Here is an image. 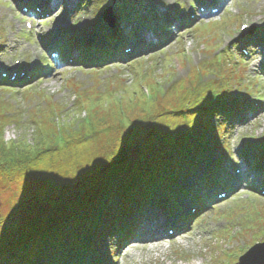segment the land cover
Listing matches in <instances>:
<instances>
[{"label":"rangeland","instance_id":"1","mask_svg":"<svg viewBox=\"0 0 264 264\" xmlns=\"http://www.w3.org/2000/svg\"><path fill=\"white\" fill-rule=\"evenodd\" d=\"M15 1L17 0H0V37L2 38L5 36L3 39H5L6 43L5 46L0 47V66L2 64H11V67H13L16 64L14 61L17 59H23L27 61L34 60L31 55L33 54V51L36 53V55L41 53V48L37 40V36L40 32H44L49 28H52L53 25L56 23L58 24L59 22L64 23V25H67L68 23L69 25L74 24V11L76 10V3H74V0H66L68 1V4H60L58 7H62L61 11H58L57 14L50 19L51 21L41 25L40 27H38L39 25H33L32 31L28 32L26 31L24 24L26 21H30L29 16H26L22 13L20 10V5H16ZM50 1L51 0H46L44 3H41L40 1L38 2L49 9L51 4ZM178 1H180L182 8L180 10L184 11V14H186L188 17L189 15L187 13V7L190 3H192V1ZM168 2H170V0H168ZM89 5L87 6L86 2H84L82 4L83 9H81L78 14L92 16L94 10H91L92 6ZM162 5L165 4L163 3ZM232 7L241 10L240 14L238 15H241L239 20L242 21L240 24L246 21L264 22V0H232L229 1L227 8H225L218 17H214L209 20H202L194 26H191L190 23H188V19H186V22L181 24V28L179 30L183 28L185 29L180 31L176 36H174V34L171 35L170 39L166 38L164 43L165 45L161 47L160 52L155 53V55L150 58H147V56H142L137 59L140 61H125V63H117L109 66L102 64L99 71L92 69L87 71L91 66L99 67L100 65L94 60L91 63H87L85 65L86 68H77L70 65L69 62L71 59H69V62L68 59H65L67 64H62V67L60 68H56L54 65L55 68L52 69L49 65V53L46 55L49 62L45 61L44 57H41L40 61H44L41 65L42 68L40 66L33 68V70L41 68V75L37 74V78L35 79L33 74H31V78L26 81V84H22V86H26L23 87L24 89H15L0 85V120L6 118L12 119V117H20V120L25 121L23 125L27 126L20 128V126H18V124L21 123L19 120H11V125L9 127H4L2 130L4 134V142L12 143L21 141L23 139H31L32 135L36 136L35 131L38 130V127H40L42 123H45L42 126H47L50 128V125L48 124L50 121H54V119L52 118L50 121L46 120L50 118L48 114L53 115V113L58 112V115H61V120L55 118V123L52 126L53 128L51 127L52 129L49 130H56L58 134L57 138L54 137L55 140L52 141L51 147L47 148L52 150L50 153L55 152L52 160H56L57 165H67L69 162H71V159L79 161L81 160L84 166H91L94 162L92 159L96 157V155L101 156V151L104 148V144L110 146L109 142H116L115 145L113 144V147L118 148L119 142L123 140V135H125V132L121 131L124 128L125 122H132L133 117L136 115H145L147 113L145 111L149 110L156 101L160 100L151 108L153 110L159 111L162 108L161 106H165L162 100L170 93L172 89L176 90V87L180 86L181 90H179V96H183L181 100H173V102L177 104L175 105L176 107L172 108L173 110L175 109V111H179V108H182L180 104L183 101L188 102L189 107L190 104L198 102L197 100L201 101L202 97H205L211 93H215L217 91L216 88L218 87L217 84L213 82L210 84H213L214 86L206 85L202 88L199 86L200 89L198 88L196 90L193 88L196 86L197 81L199 79L202 80L203 78L201 75L197 74V68L200 66V63L209 60L207 56L210 54V49L212 50L211 47H214L213 56L215 57L218 55L215 54V52H221L223 49L222 45H210V43H207V40L209 41V38H214V35H216V37H220L221 39V35L227 30V32H233L240 25H238V23V26L236 23L231 24L232 18L229 16V9ZM56 10L57 8L55 11ZM47 17L49 16L43 15L39 17V19H44V21L39 20V23L37 24H43V22L48 21L49 19H47ZM208 21L214 23H207ZM69 25H67V27H69ZM197 26L201 27L196 30L195 34L194 28ZM226 26L228 29L224 30ZM173 28L175 30L173 33H176V27L174 26ZM66 31L67 28L64 29V32ZM9 40H14L16 42L15 44H9ZM10 47L14 48L11 50ZM220 59H222V57L219 58V60ZM22 64H24V62ZM197 65L199 66L196 67ZM245 66L250 69V73L247 77L243 74V71L238 72L237 68H233L232 74L236 76L235 83L239 87L237 88L238 91H247L248 94L254 97L247 98L246 96H242L240 97L241 101L238 102L241 103L242 106L249 108V110H256L257 118L255 117L256 119L253 122L251 121L252 123L250 122L249 124L234 126L231 127V129L224 131V134H226L228 137L227 140L223 141V143H227L231 151L230 154L225 157L226 163L224 164L227 165L230 175H234V172L230 170V164L227 160L230 162L232 160H236L238 163L240 162L239 165L241 168H243V170L245 168L244 163L239 160V156L242 151L240 146L242 145L244 138L248 136L259 137L264 135V98H262L264 94L262 96L260 95L262 92V87H264V84H262L264 83V77L256 75V72L252 69L253 65H250V62L249 64L246 62ZM237 67H239V65ZM48 70H50V72H48ZM200 70L204 72L202 73L203 75L208 73L217 74L218 70L220 73L222 72L219 68H217L213 61L204 62L201 65ZM95 71H98V73ZM147 71L151 72L155 76V80L149 79L148 74L145 73ZM113 72H117V74H113ZM46 74H48V76L44 77ZM145 74L146 78H142ZM70 76L75 78L66 85V79ZM198 76L201 77L198 78ZM210 76L211 77H207L206 80L215 78L212 75ZM39 77L42 79L38 80ZM249 77H252L250 82L251 85H249ZM147 81H149L150 84H147ZM258 81H261L262 83ZM255 83H257L256 90L253 94L249 90ZM199 84L200 83H198L197 86ZM5 88H11L13 90L5 91ZM123 88H129L132 90L130 91L132 94H130V97L128 98V102L131 103H129L128 110L126 109L128 102H126V97L122 91ZM29 90H31L32 93H29ZM195 96H197L196 102L190 101V98ZM94 100L99 104L95 105V103L92 102ZM224 103H229V101L225 100ZM256 103L260 104L258 109L254 107ZM107 106L112 108L108 110V117H106L112 123V126H110L109 129H106V127L103 126V123L98 121V119L105 118L102 117L105 115L100 114L99 112L104 111ZM132 106H137L138 110L133 112L134 109ZM228 108L229 107L227 106L221 107V109H219V114H221L220 111H224ZM179 113H181V111ZM215 114L216 112L214 111L213 117ZM188 116L186 117V115H183L184 118H188ZM106 118L104 119V122H108ZM136 120L137 118L134 121ZM215 121L219 122L220 120L216 119ZM215 121L213 119L212 123L214 126H212L215 128V130H217ZM34 122H36V124ZM57 124L60 125V128H64L61 129V134L59 133L58 126H55ZM197 128L200 131L201 126ZM207 128L208 134L206 135V138L210 143H197L196 141H193L187 157L197 159L195 157H199L200 154L206 151L205 148L212 144L214 141V132L209 127ZM101 129L106 130L102 132ZM100 132L102 133L100 134ZM76 135L78 139H70L71 136ZM249 144L254 145L251 143ZM59 145L65 146L64 150H55L59 148ZM108 148L111 150L110 147ZM85 173H89L88 169L85 171ZM170 174L175 177H179L183 173L177 174V169H173L170 171ZM168 178L171 179L172 176ZM245 179L249 182L252 181L250 176ZM59 182V178H56L55 176L43 177L34 175L26 179H16L14 177L0 175L1 248L3 246V240H5L3 234L7 232L9 226L11 227L14 224V221L17 220L19 215L24 217L30 210V208L21 202L24 200L30 201L31 198H36L37 196L41 197L44 194L47 196L56 197L59 195V192L63 187V183ZM65 184L68 183L66 182ZM192 184V180L184 183L186 187ZM244 193L250 192L245 191L243 188L242 191L237 193L236 198H243ZM252 198H254L253 195H251L248 201H251ZM230 200L234 199H232V197L226 201L216 199L215 201H219V205H216L215 208L210 205L209 209H205L201 216L194 217V219L197 218L196 220L199 221L197 224L191 226V228H193V233H185L184 235L176 237L182 234L180 232L171 238L169 243L156 241L153 244L147 246V244L143 242L151 239V236L147 235L146 237L143 236L142 239L138 241V243L129 245L128 247L124 246L117 254L111 255L110 253H112V251L108 249L109 247L107 248V243H109V245L113 244V241L110 240V237H97L96 239L90 237V241L93 242V245H91L92 247H94L96 242L101 243L107 240L109 241L104 243L102 248L101 246L99 247L100 250L98 253H96L97 257L95 258L98 260H103L105 258L106 251L109 252L107 264H213L211 263L212 256L208 253L209 249L216 247L217 249L214 251H217L218 249L220 251L221 246L222 249H224L226 245H230V248H228L227 251L231 249L232 253L229 254L226 251L228 260H224V262L215 260L214 262L215 264H238L237 262L239 260V253L244 254V252L248 251L250 247L253 248L255 244L264 242V239L260 240V238L264 237V222L259 223V225L256 226L254 230L249 232V234H242L245 230V227L240 231V228L244 224L241 217H243L246 212L238 213V210H242L244 207L243 204H240L237 206L236 210L238 215H235V217L237 218L234 217V222H232V224H234V230L232 231L231 228H226L222 230V232L218 233L216 237L214 232L219 228L217 226V220L220 219V214H224V212L227 210L235 207L229 203ZM249 203L251 206L259 208L260 211L261 209L264 211V203L262 201L259 202L257 199V205H254L251 202ZM25 208L28 209L25 211ZM22 209L24 212H22ZM262 215H264V213H262ZM226 217L228 218V216H224V218ZM259 218L262 217L260 216ZM258 221H260V219ZM238 223L240 225L239 229L236 225ZM253 223L258 224L257 220ZM95 233L96 230L93 234L91 233V235L94 236ZM240 234L242 235L240 236ZM252 234L253 236H251ZM96 235L103 234L100 231L99 233H96ZM255 235L258 237V239L255 238ZM75 238L76 237L73 235V239ZM71 239V237H66V243L62 248H64L65 245L70 244L72 242ZM232 239L235 240L232 241ZM8 245L11 248L18 247V244L15 243ZM107 249L109 251H107ZM260 250H264V248L258 249L257 251ZM91 256L88 254L86 261H89L90 264H95L96 262L91 260ZM36 257L37 256H34L35 260L33 261V264H37V262L42 261V258ZM216 257L219 256H215L214 259Z\"/></svg>","mask_w":264,"mask_h":264},{"label":"trees","instance_id":"2","mask_svg":"<svg viewBox=\"0 0 264 264\" xmlns=\"http://www.w3.org/2000/svg\"><path fill=\"white\" fill-rule=\"evenodd\" d=\"M199 71L198 69L197 74H200ZM217 72L220 74L219 70ZM145 73L149 79L155 80L151 72ZM145 76L146 74L142 78H146ZM147 84L150 82L147 81ZM179 90L180 86L165 96L162 100L165 106H161L163 110L151 109L159 100L145 111V115H136L132 122H123L124 128L119 130L125 132V135L118 148L113 147L116 142H109L110 146L104 144L101 156L95 154L91 166H84L81 160L71 159L67 165H57L56 160H52L55 152L50 153L52 150L47 148L51 147L54 137L57 138L58 134L56 130H49L53 128L55 118H61L58 112L48 114L50 118L46 120L54 119L48 124L50 128L42 126L45 124L42 123L35 131L36 136L32 135L29 140L12 143L4 142L3 128L9 127L13 119L21 122L18 124L20 128L27 127L23 125L25 121L20 120V117L0 120V175L16 179H26L34 175L55 176L59 178V183H63L56 197L44 194L41 197H33L30 201L22 200L21 203L30 208V213L28 211L24 217L19 215L3 234L5 240L2 248L0 247V264H33L34 256L42 258L37 264H66L71 253L68 248L74 247L76 255L80 245H85L90 237H104L108 232L125 227V218L138 211L141 206L137 205H141L153 194V185L169 183L168 173L173 169H177L178 173L179 169L185 166L183 160H190L186 152L193 141L208 143L207 127L215 129L212 123L214 111L203 108L207 103L204 99L196 102L197 96L191 97L190 101L196 103L188 107V102L183 101L179 111L172 109L177 105L173 100L183 98L179 96ZM122 91L128 102L132 90L123 88ZM92 102L99 104L95 100ZM200 105L201 108L198 107ZM132 108L133 112L138 110L137 106ZM109 109L112 108L107 106L99 113L106 118ZM183 115L191 116L184 118ZM105 118L98 121L109 129L112 123L107 118L108 122H104ZM55 126H58L61 134V129L64 128H60L58 124ZM197 126H201L200 131ZM106 129L101 130L104 132ZM70 139L76 140L78 137L71 136ZM64 147L59 145L55 150H64ZM87 169L89 173H85ZM66 182L68 184H65ZM28 208H25V211ZM103 224L108 232L103 228ZM102 228L104 234L96 235ZM95 230L96 233L92 236L91 233ZM66 237H71L72 242L62 248ZM14 243L18 244V247H9L8 244ZM208 253L213 255L212 258L219 256V252L214 249H209Z\"/></svg>","mask_w":264,"mask_h":264},{"label":"bare ground","instance_id":"3","mask_svg":"<svg viewBox=\"0 0 264 264\" xmlns=\"http://www.w3.org/2000/svg\"><path fill=\"white\" fill-rule=\"evenodd\" d=\"M59 2H63V1H62V0H55V1L53 2V6H56L57 9H62V7H58L60 4H62V3H59ZM200 3H202V4H209V3H211V0H197V1H196V5H197V7L199 6ZM165 11L168 12V13H170V11H169L168 9H166ZM50 13H51V12H50ZM74 13H75V11H74ZM51 14H52V13H51ZM170 16L172 17V15H170ZM166 38H169V39H170V36L167 35ZM137 46H138V45H137ZM136 48H137V47H136ZM156 48H158V47H156ZM129 60H130V59H129ZM129 60H126V61H129ZM124 62H125V61H124ZM3 68H5V65H4V64H3ZM128 89H129V88H128ZM154 200H155V199H154ZM156 200H159V199L156 198ZM148 202H150V201H148ZM145 204H146V203H145ZM145 204H144V205H145ZM151 204H156V203H154V202L152 201ZM143 208H144V206L141 207V208H139L138 211H136L135 213H132L131 215L127 216L125 219L127 220V219L130 218L128 222H131V221L133 220L135 214H136L137 212H140ZM158 221H159V219H158V217H157L156 215L149 214V215H147V216L144 217V219H143V224H144L147 228H149V229H155L156 226L158 225ZM110 240H112V239H110ZM108 242H109V241H108ZM108 245H109V243H107V246H108Z\"/></svg>","mask_w":264,"mask_h":264},{"label":"snow or ice","instance_id":"4","mask_svg":"<svg viewBox=\"0 0 264 264\" xmlns=\"http://www.w3.org/2000/svg\"><path fill=\"white\" fill-rule=\"evenodd\" d=\"M240 264H264V250L251 249L241 258Z\"/></svg>","mask_w":264,"mask_h":264}]
</instances>
